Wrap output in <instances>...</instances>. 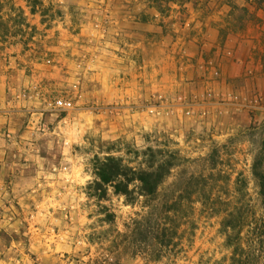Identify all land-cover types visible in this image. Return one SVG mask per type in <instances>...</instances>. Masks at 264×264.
<instances>
[{"label":"rangeland","instance_id":"1","mask_svg":"<svg viewBox=\"0 0 264 264\" xmlns=\"http://www.w3.org/2000/svg\"><path fill=\"white\" fill-rule=\"evenodd\" d=\"M149 148L157 197L98 198L97 159ZM258 159L264 0H0V264H234Z\"/></svg>","mask_w":264,"mask_h":264},{"label":"trees","instance_id":"2","mask_svg":"<svg viewBox=\"0 0 264 264\" xmlns=\"http://www.w3.org/2000/svg\"><path fill=\"white\" fill-rule=\"evenodd\" d=\"M142 155L146 162L145 168L140 169L127 166L122 159L114 157L97 159L94 164L97 180L93 188L98 192V198L105 199L109 187L114 189L116 195L126 197L130 203L136 194L148 199L157 197L160 187L175 167V154H169V159L168 156L162 155V152L149 148ZM252 174L258 184L264 209V170L259 159L254 163ZM236 221L237 230L234 227V215L230 213L225 225L228 231L231 230L230 233L227 232V244L234 248L233 263L264 264V221L255 225V228L246 224V220L242 218H237ZM246 228L255 236L250 243L244 241L243 233Z\"/></svg>","mask_w":264,"mask_h":264},{"label":"built area","instance_id":"3","mask_svg":"<svg viewBox=\"0 0 264 264\" xmlns=\"http://www.w3.org/2000/svg\"><path fill=\"white\" fill-rule=\"evenodd\" d=\"M57 109L68 111L72 109V103L66 100H59L56 104Z\"/></svg>","mask_w":264,"mask_h":264}]
</instances>
